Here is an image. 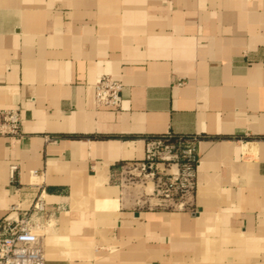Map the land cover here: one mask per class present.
I'll use <instances>...</instances> for the list:
<instances>
[{
    "label": "crops",
    "instance_id": "crops-1",
    "mask_svg": "<svg viewBox=\"0 0 264 264\" xmlns=\"http://www.w3.org/2000/svg\"><path fill=\"white\" fill-rule=\"evenodd\" d=\"M0 109V219L42 193L45 264H264V0H0ZM167 132L199 138L184 209L119 181Z\"/></svg>",
    "mask_w": 264,
    "mask_h": 264
},
{
    "label": "built area",
    "instance_id": "built-area-1",
    "mask_svg": "<svg viewBox=\"0 0 264 264\" xmlns=\"http://www.w3.org/2000/svg\"><path fill=\"white\" fill-rule=\"evenodd\" d=\"M122 83L102 75L94 85L95 103L99 107L119 109ZM22 116L19 109H0V137L20 139ZM198 136H179L170 132L148 137L144 158L123 168L129 173L152 180V193L158 200L155 206L164 209H184L189 205L196 181ZM15 168L11 167V171ZM150 204V203H148ZM12 206L0 219V264H45L42 236L55 220V212L42 193L37 194L28 208Z\"/></svg>",
    "mask_w": 264,
    "mask_h": 264
},
{
    "label": "rangeland",
    "instance_id": "rangeland-1",
    "mask_svg": "<svg viewBox=\"0 0 264 264\" xmlns=\"http://www.w3.org/2000/svg\"><path fill=\"white\" fill-rule=\"evenodd\" d=\"M129 170L127 168H123L121 175L119 177L120 183H122L123 186L128 188L131 192L136 193L141 196L142 200L146 202V204H155L158 202L155 195L152 193V180L149 179V177H143L142 174L138 175V172H133L130 174L128 172Z\"/></svg>",
    "mask_w": 264,
    "mask_h": 264
}]
</instances>
